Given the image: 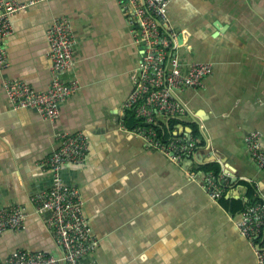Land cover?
Returning a JSON list of instances; mask_svg holds the SVG:
<instances>
[{
  "label": "crops",
  "instance_id": "1",
  "mask_svg": "<svg viewBox=\"0 0 264 264\" xmlns=\"http://www.w3.org/2000/svg\"><path fill=\"white\" fill-rule=\"evenodd\" d=\"M125 5L124 0H43L11 16L12 32L2 40L8 66L0 69V207L19 204L25 218L22 229L0 234V259L19 248L62 256L50 212L32 198L55 181L53 170L40 161L59 147L61 133L81 131L86 154L81 162L64 163L61 176L79 189L97 240L88 258L99 264H256L235 220L240 204L264 194V171L245 141L258 131L264 151V0L168 3L179 57L212 63L203 87L177 92L198 115L180 126L172 122L173 133L175 127L193 133L191 123L198 131L194 155L179 161L132 131L136 119L124 101L140 52ZM63 15L73 25L80 86L61 102L58 117L48 119L36 108L14 107L5 82L16 78L47 88L46 30ZM205 166L227 174L215 200L201 184Z\"/></svg>",
  "mask_w": 264,
  "mask_h": 264
},
{
  "label": "built area",
  "instance_id": "2",
  "mask_svg": "<svg viewBox=\"0 0 264 264\" xmlns=\"http://www.w3.org/2000/svg\"><path fill=\"white\" fill-rule=\"evenodd\" d=\"M43 0H0V69L8 66L2 40L12 32L11 16ZM127 25L140 56L131 71L132 88L125 101V109L136 119L132 131L143 138L149 147L156 148L173 161L192 158L198 137L175 127L166 126L168 120L184 123L196 118L177 92L185 88H200L212 72L210 62H184L178 55L179 34L169 25L167 5L170 0H124ZM49 43L48 57L51 78L46 89H36L16 78L5 82L14 107L36 108L43 118L55 119L60 104L80 86L74 73L73 25L68 16L56 17L46 30ZM64 73H70L65 77ZM180 126V125H179ZM166 128L168 130L166 131ZM260 133L251 131L245 136L249 156L264 171V151L260 148ZM86 138L81 131L60 134L59 147L40 161L51 168L55 181L48 190L37 192L33 201L37 208L48 210L49 226L63 254L57 257L40 250L14 249L0 264H99L87 256L97 245L83 213V200L76 186L67 184L61 176L66 162H81L86 154ZM190 172L189 177L193 178ZM201 184L209 197L217 199L224 190L226 173L205 171ZM24 212L19 204L0 207V234L5 230H20L24 226ZM235 224L250 241L256 255V264H264V194L240 211Z\"/></svg>",
  "mask_w": 264,
  "mask_h": 264
},
{
  "label": "trees",
  "instance_id": "3",
  "mask_svg": "<svg viewBox=\"0 0 264 264\" xmlns=\"http://www.w3.org/2000/svg\"><path fill=\"white\" fill-rule=\"evenodd\" d=\"M127 110H128V109H127ZM128 111L130 112L129 114H130L131 116H133V112H132L131 110H128ZM173 121H175V120L172 119V121H170L168 128H170V127L172 126V122H173ZM175 123H176V121H175ZM191 127H192V129H193V133H191V134H193V135H194V134H195V135L198 134V131H197V129L194 127V124H193V123H191ZM168 128H166V131L168 130ZM206 167H207V166L203 167L204 170L209 171V170L211 169V168H206ZM217 167H218V166H217ZM217 167L215 168L216 170H214V169H211V170H212L215 174L218 175V174H219V169H217ZM208 169H209V170H208ZM248 192H250V193L252 192L250 188H249ZM239 206H240V209H239V210L241 211V210L244 208L245 204H244V205H241V204H240ZM239 206H237V207H239Z\"/></svg>",
  "mask_w": 264,
  "mask_h": 264
},
{
  "label": "water",
  "instance_id": "4",
  "mask_svg": "<svg viewBox=\"0 0 264 264\" xmlns=\"http://www.w3.org/2000/svg\"><path fill=\"white\" fill-rule=\"evenodd\" d=\"M198 116V115H197ZM193 119H195V118H193Z\"/></svg>",
  "mask_w": 264,
  "mask_h": 264
}]
</instances>
